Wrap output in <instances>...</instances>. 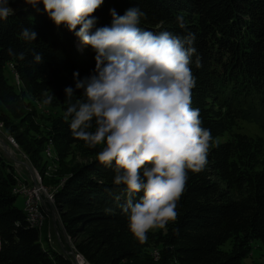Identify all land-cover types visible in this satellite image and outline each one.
<instances>
[{"label":"trees","instance_id":"1","mask_svg":"<svg viewBox=\"0 0 264 264\" xmlns=\"http://www.w3.org/2000/svg\"><path fill=\"white\" fill-rule=\"evenodd\" d=\"M133 6L146 14L139 26L157 33L185 35L176 21L183 16L201 57V67L192 58L196 86L191 106L211 130L213 147L205 170L189 171L175 223L149 232L143 244L129 231L122 213L124 186L114 185L113 169L96 158L102 146L85 147L63 119L64 89L75 87L74 71L80 78L93 72L95 53L65 27L57 28L42 3L39 11L17 10L0 21L2 132L13 137L41 174L48 166L44 152L49 145L60 163L74 154L80 157L55 196L61 225L87 264H242L252 244L264 246V139L238 127L253 120L254 111L264 115V0H105L94 13L96 26H110V9L123 15ZM25 27L37 33L35 41L21 38ZM34 52L42 53V63L34 62ZM45 94L56 97L47 106L59 112L50 118L44 137L35 138L42 111L30 98L42 101ZM81 98L77 90L72 102ZM14 174L0 152V264H72L48 239L49 247L43 245L41 231L30 227L25 210L18 209L20 195L14 191L22 182ZM152 245L160 248L159 260L153 258Z\"/></svg>","mask_w":264,"mask_h":264},{"label":"clouds","instance_id":"2","mask_svg":"<svg viewBox=\"0 0 264 264\" xmlns=\"http://www.w3.org/2000/svg\"><path fill=\"white\" fill-rule=\"evenodd\" d=\"M104 2L0 0V21L17 10L39 11L42 3L57 28L65 27L81 46L95 53L93 72L80 78L74 71L75 87L64 89L68 106L63 119L85 147L102 146L96 158L113 169V184L124 186L122 213L129 231L143 244L149 232L177 221L189 171L201 173L208 164L214 138L202 126L200 110L191 106L196 86L192 58L195 55V65L201 67V57L194 47L195 34L187 30L183 16L176 21L185 35L142 29L139 25L146 14L136 6L125 9L123 15L110 9V26L97 27L94 13ZM20 35L27 42L37 39L29 27ZM33 59L42 63V53L34 52ZM77 90L82 98L73 103ZM55 98L45 94L43 103L51 104Z\"/></svg>","mask_w":264,"mask_h":264},{"label":"rangeland","instance_id":"3","mask_svg":"<svg viewBox=\"0 0 264 264\" xmlns=\"http://www.w3.org/2000/svg\"><path fill=\"white\" fill-rule=\"evenodd\" d=\"M16 76L18 75L15 74V77ZM18 84L20 85L21 83L19 82ZM30 101L34 105H36L40 111H42L38 112V117L36 120V124L38 125L39 129L38 133H34L33 136H35V138H43V135L51 126V121H49L50 118H53L55 113L59 112V109L56 107L45 105L43 103L44 100L41 101L40 99L34 100L33 98H30ZM261 112L262 110L258 113L254 111L253 113H255L256 115H254L253 120L251 118L249 121L240 123L238 127L241 132L252 137L259 136L264 139V115ZM12 139V136L6 135L0 128V152L2 153L3 158H5L6 162L10 163L14 167V175L18 176L19 180L22 182V184H20L18 188H22L23 190L24 188L27 189L25 185L22 186L23 183H26L30 187L36 185L45 187L47 193L50 196L51 193L55 194L57 188L60 187V185H62L66 180V178L63 177L65 175V172H67L69 168L73 167L74 164H76L78 160H80L78 154H74L72 156H69L67 159H64L63 162L60 163L53 147L49 145L44 152L46 158L45 160H47L48 166L46 165V171L41 174L40 169L34 167L27 156L20 151L18 145L13 143ZM49 149L51 150L50 153L48 151ZM44 163L45 161L43 160L42 165ZM16 205L18 209L22 211L25 210V201L22 196H19L17 198ZM57 215L58 212L54 213L53 215L49 214L47 216L45 225L41 230L40 240L46 248L49 247L46 239L52 240L50 242L51 246L58 252L64 253V255L67 256V258L70 260V262L74 264V260L76 256L78 257L79 254L77 253V251H75V247H73L74 241L72 239H68L69 237L65 233L64 227L61 225V217L57 218ZM230 247L231 246H229V244L225 245V250L230 251ZM150 249L153 251V258H156L160 248L157 247V245H152V248ZM242 264H264V246L260 243L252 244V249L250 250L249 256L246 257Z\"/></svg>","mask_w":264,"mask_h":264},{"label":"built area","instance_id":"4","mask_svg":"<svg viewBox=\"0 0 264 264\" xmlns=\"http://www.w3.org/2000/svg\"><path fill=\"white\" fill-rule=\"evenodd\" d=\"M15 80V82H17L18 84L19 77L16 76ZM0 128H2V125H0ZM12 141L14 144H16L14 139H12ZM48 151L50 153L51 150L49 149ZM24 185L27 187V189L24 188L23 190L22 188H18L14 192L18 193V195L24 198L26 212L25 214L27 215V222L30 224V227L41 231L49 214L53 215L54 213L58 212L57 218L61 217L59 209L57 210L56 196L54 193H51L50 196L47 193L45 187H40L37 185L30 187L26 183H24L22 186ZM49 241L51 242L52 240ZM73 247L75 246L73 245ZM157 254L158 255L156 256L155 260H159V253ZM74 262V264H87L84 257L80 254L78 255V257L76 256Z\"/></svg>","mask_w":264,"mask_h":264},{"label":"water","instance_id":"5","mask_svg":"<svg viewBox=\"0 0 264 264\" xmlns=\"http://www.w3.org/2000/svg\"><path fill=\"white\" fill-rule=\"evenodd\" d=\"M0 142H1V140H0Z\"/></svg>","mask_w":264,"mask_h":264}]
</instances>
